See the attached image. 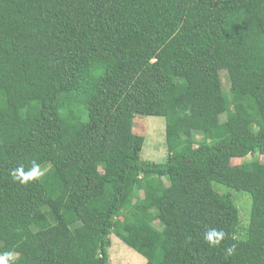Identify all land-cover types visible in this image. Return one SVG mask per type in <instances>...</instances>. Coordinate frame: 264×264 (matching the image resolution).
<instances>
[{
	"label": "trees",
	"instance_id": "obj_1",
	"mask_svg": "<svg viewBox=\"0 0 264 264\" xmlns=\"http://www.w3.org/2000/svg\"><path fill=\"white\" fill-rule=\"evenodd\" d=\"M135 116L165 119L164 162L141 158ZM254 154L264 0H0L7 264H109L111 235L144 264H264V163H232Z\"/></svg>",
	"mask_w": 264,
	"mask_h": 264
},
{
	"label": "rangeland",
	"instance_id": "obj_2",
	"mask_svg": "<svg viewBox=\"0 0 264 264\" xmlns=\"http://www.w3.org/2000/svg\"><path fill=\"white\" fill-rule=\"evenodd\" d=\"M220 71L221 83L223 90L229 87L226 75ZM224 118V114L221 115ZM194 130V129H192ZM132 131L137 139L141 141L140 156L143 160L153 162H164L168 152L165 149V119L155 116H135L132 123ZM200 135H197L199 138ZM259 160L264 163V156L254 154L245 158L233 159L234 165L242 161ZM220 185H217L219 187ZM221 188L226 189L223 186ZM224 192L222 189H218ZM232 198L239 209L240 227L239 233L242 234V228L248 225L249 213L251 210V197L244 191H230ZM168 203L162 202V208H166ZM111 244L109 248V264H144L145 258L127 246L118 237L111 235Z\"/></svg>",
	"mask_w": 264,
	"mask_h": 264
},
{
	"label": "clouds",
	"instance_id": "obj_3",
	"mask_svg": "<svg viewBox=\"0 0 264 264\" xmlns=\"http://www.w3.org/2000/svg\"><path fill=\"white\" fill-rule=\"evenodd\" d=\"M42 171L40 169L39 164H37L35 161L32 162V167L25 172L23 168L14 170L11 175L14 179H18L21 183H28L29 181L37 180L41 175ZM219 235L216 230H212L211 232L207 233L205 236V239L209 243H216L213 239L214 236ZM235 250V247H231L228 249V253L232 254ZM9 260H13V255L11 253H6L4 256H0V264H7Z\"/></svg>",
	"mask_w": 264,
	"mask_h": 264
}]
</instances>
